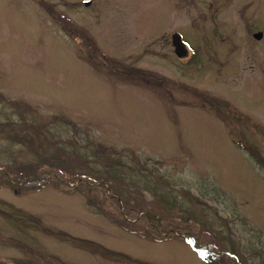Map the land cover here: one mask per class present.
<instances>
[{"label": "rangeland", "instance_id": "rangeland-1", "mask_svg": "<svg viewBox=\"0 0 264 264\" xmlns=\"http://www.w3.org/2000/svg\"><path fill=\"white\" fill-rule=\"evenodd\" d=\"M0 163L104 181L230 256L151 240L102 188L50 180L0 184V264H264V0H0Z\"/></svg>", "mask_w": 264, "mask_h": 264}, {"label": "trees", "instance_id": "trees-1", "mask_svg": "<svg viewBox=\"0 0 264 264\" xmlns=\"http://www.w3.org/2000/svg\"><path fill=\"white\" fill-rule=\"evenodd\" d=\"M53 17L56 18L55 15ZM67 20L69 21L68 22L69 27H67L69 29L68 32L70 34H72V36H74L75 34H78L79 29L77 28L76 23L71 19H67ZM82 41L88 47L89 52H92V53L94 52V53H99V54L102 53V51L97 49V43L94 40V38L92 39L86 33H84V36L82 37ZM238 143L240 144V146L245 147L248 151L250 150L251 152H253L256 155L257 160H259V161L263 160L262 155L259 156V154H257L258 151L255 149V146H253L251 144H246L244 142L241 143V141H238ZM40 173L42 175L41 178L38 180H34L31 183H33V184H35V183L45 184L46 182L51 180V181H55V182L59 183L62 187L70 186L69 183L67 182V180L65 179L66 176H65L64 172H62L57 165L49 167V168L45 169L44 171H41ZM12 177L14 180L13 183L10 180V175L7 174L4 170H2L0 172V184L5 182V183L11 184V185L19 186L18 183L24 182V180H25V179L18 177L16 175H13ZM78 177L79 176L77 175V176H73V177H67V179L71 180V181H75L78 179ZM88 179H91V178H88ZM79 180H80L79 185H86L85 183H83L81 181L82 180L81 178ZM92 181H95V180H92ZM102 184L103 183H100L98 186H95L94 188L100 189ZM108 202H109V204H108L109 208L112 207L113 209L120 212L121 202L118 199H116L115 197H112V196L111 197L108 196ZM110 211L111 210H108V212H110ZM128 212L132 218L138 217L139 211L135 210L134 207L131 208ZM118 214H122V213H118ZM137 222H139L138 225L142 226L141 229L143 231L146 230V233H148L149 236L151 235L150 238H152V239L158 238V239H162V240H167L169 238L175 237L176 232L178 231L179 233H184V236L187 238L194 235V237H196V239L199 241L198 244L207 242L203 238V235H199V233L197 231L193 232L189 228H187V227H185L179 223L175 224V223H171V222H166V223L161 224L159 219H157L156 217L154 218L153 216H149L147 214L140 215L137 218ZM210 248L214 249V250H220L219 249L220 247H218L214 243H211ZM217 255L220 256L221 259H222V257L229 258L226 255H224L221 251H219V253H217Z\"/></svg>", "mask_w": 264, "mask_h": 264}, {"label": "water", "instance_id": "water-1", "mask_svg": "<svg viewBox=\"0 0 264 264\" xmlns=\"http://www.w3.org/2000/svg\"><path fill=\"white\" fill-rule=\"evenodd\" d=\"M256 36L257 37H261L262 36V33H256ZM174 42H175V45H176V48H177V53L180 55V54H183V48L181 47V44H180V40H181V37L179 36V34H175L174 36Z\"/></svg>", "mask_w": 264, "mask_h": 264}, {"label": "flooded vegetation", "instance_id": "flooded-vegetation-1", "mask_svg": "<svg viewBox=\"0 0 264 264\" xmlns=\"http://www.w3.org/2000/svg\"><path fill=\"white\" fill-rule=\"evenodd\" d=\"M181 31V30H180ZM172 34V33H171ZM170 37H171V35H170ZM182 37H183V35H182ZM170 44H171V46H172V48H173V51L175 50V48L173 47V40H172V37H171V40H170V42H169ZM175 53V52H174ZM187 54H189L188 52H187ZM188 56V55H187ZM184 58H186V57H184Z\"/></svg>", "mask_w": 264, "mask_h": 264}]
</instances>
